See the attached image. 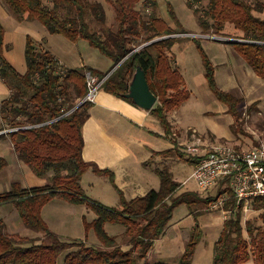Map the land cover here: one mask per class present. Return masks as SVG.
Listing matches in <instances>:
<instances>
[{"label": "trees", "instance_id": "1", "mask_svg": "<svg viewBox=\"0 0 264 264\" xmlns=\"http://www.w3.org/2000/svg\"><path fill=\"white\" fill-rule=\"evenodd\" d=\"M113 10L114 22L106 23L104 7L98 0H0L1 5L20 20H37L48 33L61 34L70 41L85 40L88 45L110 60L107 70L88 65L68 67L59 63L48 49H42L26 37L24 46L25 71L19 72L3 54L4 29L0 23V79L9 94L0 101V133L12 144L16 156L28 165L36 176L51 171L48 181L41 185L23 187L13 181L7 190L0 191V205L11 203L19 220L29 229L37 230L50 241L44 243L28 237H14L5 230L0 220V264H57L63 253L62 264H170L165 260H150L147 252L159 238L179 204H207L229 188L216 189L213 197L201 198L193 192H171L178 185L172 181L165 167L154 169L159 178L157 189L150 188L143 195L126 199L114 184L118 206H109L89 198L81 187L83 172L90 169L106 175L113 183L112 173L82 158L81 126L88 116L91 102L76 105L87 91L84 72L97 77L108 73L102 90L124 97L128 83L137 66L144 74L156 103L148 110L159 122L164 136L170 133L167 110L175 109L188 97L183 76L176 66L172 46L173 33H187L167 5V16L173 28L157 13L156 0H105ZM196 18L200 34L222 35L238 39L229 41L234 52L256 77L264 79V0H184ZM144 11H141L139 8ZM161 36L156 40L150 39ZM202 58L204 79L214 99L225 104V111L236 118L235 98L219 89L213 81L209 59L202 45L190 39ZM232 129V127H231ZM161 152V151H160ZM162 152H167L163 150ZM174 153V152H173ZM176 157L180 156L174 153ZM5 160L0 158V168ZM191 165V162H190ZM170 196V201L164 198ZM53 197L71 203H84L95 217L90 222L99 245L82 240H60L52 233L41 216L42 205ZM233 200L225 204L231 207ZM250 208L262 209L258 216L261 226L247 220L240 225L241 212L222 218L221 229L212 245L210 264H264V197L250 202ZM106 222L129 226L128 248H122L115 236L104 229ZM128 228V230H129ZM200 228L195 219L186 243L175 264H189L194 246L200 239Z\"/></svg>", "mask_w": 264, "mask_h": 264}, {"label": "rangeland", "instance_id": "2", "mask_svg": "<svg viewBox=\"0 0 264 264\" xmlns=\"http://www.w3.org/2000/svg\"><path fill=\"white\" fill-rule=\"evenodd\" d=\"M98 1L104 7L106 23L111 25L114 22L112 7L105 0ZM156 2L157 10L161 14H167V5L173 7L172 9L180 18L181 24L186 29H189L187 31L196 33L197 35L192 34L187 37L176 36L171 48L176 66L182 73L183 82L189 92L185 102L180 103L175 109L167 110V122L170 129L167 137L170 145L167 149H163L167 150V152L153 150L150 161L154 162V167L162 168L165 165L171 173L172 181L178 185L176 190L171 192V197H175L181 191L186 190L187 192L195 191L202 199L213 197L218 188L214 187L201 191L193 180L186 179L192 171L190 162L193 161V157L189 155L187 148L193 145L197 147L198 153L202 154L209 145L221 142L232 147L241 148L242 150L264 142V84L262 85L261 82L258 83L252 79H248L249 75L246 74V71L239 68L238 62L241 60L240 57L234 52L231 44L222 41L229 37L226 38L218 34H200V31H192L195 30L196 20L190 10L185 7L183 0H156ZM139 9L144 11L141 7ZM252 14L264 17V13L262 12ZM28 25L32 29L35 26L43 27L36 20H30ZM12 26L13 24L10 23L7 25L8 31L11 33L13 32ZM160 37H153L147 42ZM192 37L202 45V51L210 61L214 84L219 89L237 98L234 104L236 118L231 117L224 111L225 104L214 99L208 86H206L203 61L196 51V45L190 40ZM215 37H222L219 39L222 42L211 40V38ZM76 43L81 56L87 64L98 68H109L110 65H107L108 62L110 63L108 58L100 54L96 49L91 48L85 40L79 39ZM17 47L19 48V42L17 43V39L15 38L14 41L10 42L9 49L7 50L8 53L15 56ZM20 47L22 48V42H20ZM256 88L257 90L255 91ZM7 94L8 90L6 86L0 81V101ZM156 101L157 99L155 103ZM149 117L150 121L156 125V129L154 130H160L162 127H160L157 119L153 115ZM175 119H177V123L174 122ZM150 128L154 127L150 124ZM163 135H165L164 132ZM155 141L158 144L156 145L158 148H165V143L167 142L165 138H155ZM160 142L161 144H159ZM173 152L180 154V156L176 157ZM160 161H162L161 164ZM48 174L50 176L51 171ZM81 177V187L89 198L98 200L109 206H118V196L115 190H112L109 182H107L109 181L108 179L99 180V177L95 176L90 169L83 172ZM150 177L152 187L157 188L159 185L158 178L153 173L150 174ZM183 180L184 182H182ZM1 182L0 190H3L6 188V185L3 184V181ZM221 188H224V186L220 187V190ZM225 193L230 197L229 193ZM99 198H102V200ZM164 200L165 202H169L170 196H166ZM40 212L48 229L57 235L60 240H82L87 244H100L90 226V222L95 217V214L84 203H71L59 197H53L42 205ZM262 212V209L250 208L245 216V220L259 227L261 224L258 216ZM171 213L170 222L172 221L174 224L166 233V242H161L158 245L160 250L165 248L167 256L178 255V252L181 251V246L185 242L181 232L186 230L189 232L191 227H193V220L196 218V224L201 231L199 246H197L201 254V260L198 263L205 264L207 257L211 258L212 256L213 239L221 229L220 211L209 209L208 203L193 204L188 208L182 203L172 209ZM239 223L242 227L244 226L242 219ZM128 228L125 229L122 225L115 223L106 222L104 224L106 233L110 236H115L116 241L120 243L122 248L129 247L128 237L131 231ZM31 231L27 235L30 236L28 238H33L36 241L41 240L44 243L50 241V238H46L37 230L31 229ZM17 236L14 235V237ZM62 258L63 253L58 256L57 264H62ZM155 260H169L171 261L170 264L176 263L175 258ZM240 264L252 263L250 260H247Z\"/></svg>", "mask_w": 264, "mask_h": 264}, {"label": "crops", "instance_id": "3", "mask_svg": "<svg viewBox=\"0 0 264 264\" xmlns=\"http://www.w3.org/2000/svg\"><path fill=\"white\" fill-rule=\"evenodd\" d=\"M185 7L187 8L186 5ZM171 11L177 18L180 28L185 31L189 30L181 24V20L175 14L174 10L171 9ZM157 13L166 21L165 23L168 27H173L172 22L167 14H161L158 10ZM29 22L30 20L17 19L0 3V23L4 29L3 43L5 45L3 54L17 71H25L23 52L27 36L30 37L39 48L48 49L51 53H53L57 57L59 63L63 66H91L87 64L81 56L77 47V41H70L61 34L48 33L40 22L39 23L44 29L37 26L32 29L28 25ZM8 23L13 24L12 33L8 31ZM194 28L195 30L192 31H199L196 26V22ZM15 38L17 39V43L19 42V48L17 47V53L14 56L11 53H8L7 50L9 49L10 42L14 41ZM20 42H22V48L20 47ZM243 64L245 63H243V60L241 59L240 62H238L239 68L246 71V74L249 75L248 79H252L254 82L258 83L261 82L263 85L264 79L256 77V75L253 74V71ZM107 65H110V63L108 62ZM91 67L101 71L108 69L98 68L96 66ZM0 81L2 80L0 79ZM256 90L257 88L255 91ZM8 94L2 97L1 100L7 97ZM150 115L151 114L148 112V110L138 107L131 100H127L124 97L116 96L100 89L98 90L94 101L91 103L88 109L87 118L81 126V136L83 139V146L81 150L82 158L86 161L94 162L99 168L110 170L112 173L113 183L110 181L107 182H109L112 190H115L114 185L119 188L126 199L143 195L148 189L153 188L152 182H150V174H155L157 178L158 176L154 171L157 166L154 167V162L150 161L152 155L151 152L153 150L167 149L170 145L168 137L163 135L162 128L160 130H154L156 129V125L150 121ZM176 120L177 119L174 121L175 123H177ZM150 124L154 128H150ZM157 136L163 137L167 140L165 143V148L161 149L156 146L158 144L155 141V138H160ZM159 144H161V142ZM0 158L5 160V165L0 168V184L2 183L1 181H3V184L6 185V188L0 191L7 190L10 186V183L13 181H18L23 187L41 185L48 181V172L44 176H36L28 165L17 158L16 153L12 148V144L7 137H0ZM161 163L162 161H160V164ZM93 174L99 177V180L108 179L106 175ZM99 199L102 200V198ZM219 219L221 226V212ZM0 220L4 223L6 232L10 235L27 236L30 232H32L31 229L27 228L19 220L18 212L11 203L0 205ZM173 224L174 223L172 221L170 222L169 220V223L163 234L153 241L151 248L147 252V258L151 260L175 258L176 261L178 260L182 248L186 243V238L193 227H191L189 232L188 230L181 232L185 242L183 246H181V251L178 252V255L167 256V254H165V248L160 250L158 245L161 244V242H166V233ZM199 241L194 246L192 253L193 256L189 264H199L198 262L201 260V254L197 249V246H199ZM210 259H212V256L211 258L207 257L205 264H209ZM165 261L171 263L169 260Z\"/></svg>", "mask_w": 264, "mask_h": 264}, {"label": "built area", "instance_id": "4", "mask_svg": "<svg viewBox=\"0 0 264 264\" xmlns=\"http://www.w3.org/2000/svg\"><path fill=\"white\" fill-rule=\"evenodd\" d=\"M192 34L196 33H173L170 37H187ZM108 73L99 78L85 71L87 91L76 105L85 101L92 103ZM8 130L10 129H2L0 133ZM196 148L193 145L187 148L193 161H191L192 171L186 179L193 180L201 191L220 186L228 187L231 200L234 201L231 207L227 206L228 209H225L230 197L225 192H221L208 203V208L220 211L222 218L228 217L238 209L241 212L240 220H245L250 210V202L264 197V142L250 146L246 150L221 142L209 145L202 154H199Z\"/></svg>", "mask_w": 264, "mask_h": 264}, {"label": "water", "instance_id": "5", "mask_svg": "<svg viewBox=\"0 0 264 264\" xmlns=\"http://www.w3.org/2000/svg\"><path fill=\"white\" fill-rule=\"evenodd\" d=\"M221 38L222 37H215L211 38V40L221 41L219 40ZM222 41L228 44L229 41H238V39L229 37L226 40ZM124 96L130 98V100L135 105L144 110H149L155 103L156 96L149 90L145 74L139 66L135 68L128 83L127 92L124 94Z\"/></svg>", "mask_w": 264, "mask_h": 264}]
</instances>
